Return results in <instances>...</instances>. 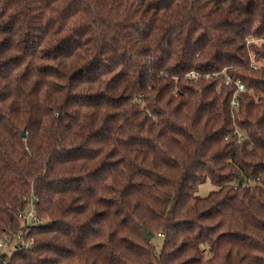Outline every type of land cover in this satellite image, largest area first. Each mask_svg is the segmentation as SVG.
<instances>
[{"label": "trees", "instance_id": "trees-1", "mask_svg": "<svg viewBox=\"0 0 264 264\" xmlns=\"http://www.w3.org/2000/svg\"><path fill=\"white\" fill-rule=\"evenodd\" d=\"M250 36L264 0H0V264H264Z\"/></svg>", "mask_w": 264, "mask_h": 264}, {"label": "built area", "instance_id": "built-area-1", "mask_svg": "<svg viewBox=\"0 0 264 264\" xmlns=\"http://www.w3.org/2000/svg\"><path fill=\"white\" fill-rule=\"evenodd\" d=\"M247 43H260V42H264V37H259V36H250L247 38ZM188 78H191V79H194V78H198L201 76V73L200 72H197L195 70H191L188 72L187 74ZM205 77H209V74L208 73H205L204 74ZM231 81V78L230 76H226L225 78V83H229ZM235 84L237 85V88L238 90H245V85L244 83L240 80V79H237L234 81ZM230 105L233 109H237L239 107V103L237 101V99L235 97L231 98L230 100ZM238 136L241 138L242 135L240 133H238ZM245 185V184H243ZM36 206L35 204L31 201L30 202V205L28 207L27 210H25L24 212L21 213V216H22V221L24 223V225L26 227H30L34 224H38V223H41V222H44L45 219L42 218L36 211ZM27 228H24L21 230V232H19L18 234V240L15 241V243L13 244V247L15 246H31L32 242H33V238H28L26 237V230ZM13 241V242H14ZM8 242V240H0V252L1 250H8V248H4L3 245Z\"/></svg>", "mask_w": 264, "mask_h": 264}, {"label": "rangeland", "instance_id": "rangeland-1", "mask_svg": "<svg viewBox=\"0 0 264 264\" xmlns=\"http://www.w3.org/2000/svg\"><path fill=\"white\" fill-rule=\"evenodd\" d=\"M216 188V186L209 180V179H206L204 182L200 183L198 185V189H197V193L200 194V195H205L207 194L210 190ZM21 232V231H20ZM18 234L17 233L14 237H9V235H7V240L8 242H6L3 247L5 248H8V250L11 251V248H13V244L15 243V241L18 240ZM15 240V241H14ZM14 241V242H13ZM156 242H158L159 244L161 243V239L160 238H156L155 239Z\"/></svg>", "mask_w": 264, "mask_h": 264}, {"label": "water", "instance_id": "water-1", "mask_svg": "<svg viewBox=\"0 0 264 264\" xmlns=\"http://www.w3.org/2000/svg\"><path fill=\"white\" fill-rule=\"evenodd\" d=\"M23 134H25V131H23ZM146 234H147L148 238L150 239L151 235L149 233H147V232H146Z\"/></svg>", "mask_w": 264, "mask_h": 264}]
</instances>
